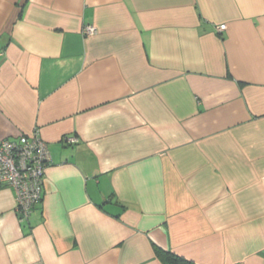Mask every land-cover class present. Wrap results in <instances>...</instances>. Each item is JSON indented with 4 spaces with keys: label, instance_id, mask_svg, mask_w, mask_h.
Masks as SVG:
<instances>
[{
    "label": "crops",
    "instance_id": "crops-1",
    "mask_svg": "<svg viewBox=\"0 0 264 264\" xmlns=\"http://www.w3.org/2000/svg\"><path fill=\"white\" fill-rule=\"evenodd\" d=\"M35 128L0 264H264V0H0V139Z\"/></svg>",
    "mask_w": 264,
    "mask_h": 264
},
{
    "label": "built area",
    "instance_id": "built-area-1",
    "mask_svg": "<svg viewBox=\"0 0 264 264\" xmlns=\"http://www.w3.org/2000/svg\"><path fill=\"white\" fill-rule=\"evenodd\" d=\"M217 28L223 31L227 24L222 23ZM95 32L93 25L84 28L85 34ZM68 140L76 142L78 138L72 136ZM51 161L50 148L37 128L0 139V182L15 189L16 211L21 221L29 219L34 207L41 201L45 172Z\"/></svg>",
    "mask_w": 264,
    "mask_h": 264
},
{
    "label": "trees",
    "instance_id": "trees-1",
    "mask_svg": "<svg viewBox=\"0 0 264 264\" xmlns=\"http://www.w3.org/2000/svg\"><path fill=\"white\" fill-rule=\"evenodd\" d=\"M156 253L163 264H194L172 252L166 251L162 248H157Z\"/></svg>",
    "mask_w": 264,
    "mask_h": 264
}]
</instances>
